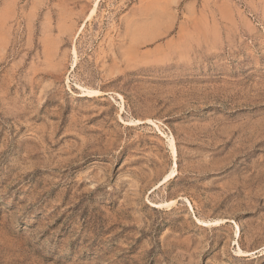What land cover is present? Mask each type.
Segmentation results:
<instances>
[{
	"label": "rangeland",
	"instance_id": "obj_1",
	"mask_svg": "<svg viewBox=\"0 0 264 264\" xmlns=\"http://www.w3.org/2000/svg\"><path fill=\"white\" fill-rule=\"evenodd\" d=\"M0 264H264V0H0Z\"/></svg>",
	"mask_w": 264,
	"mask_h": 264
},
{
	"label": "bare ground",
	"instance_id": "obj_2",
	"mask_svg": "<svg viewBox=\"0 0 264 264\" xmlns=\"http://www.w3.org/2000/svg\"><path fill=\"white\" fill-rule=\"evenodd\" d=\"M97 4H98V3H97ZM97 4L95 5V6H96L95 9L97 8ZM95 9H94V11H95ZM146 38H147V37H146ZM144 40H145V39H144ZM131 51H132V50H131ZM129 52H130V51H129ZM127 54H128V52H127ZM87 92L90 93L91 95H92L93 93H97L96 91H92V90H90V89H89V90L87 89ZM171 147H172L173 154H174V156L176 157V148H175V144H174V139H173V138L171 139ZM176 172H177V170H176V164H175L173 171L171 172L170 175H168V177H166V179H165L164 181L167 182L169 179L175 177V176H176ZM239 252L242 253L241 250H239Z\"/></svg>",
	"mask_w": 264,
	"mask_h": 264
}]
</instances>
